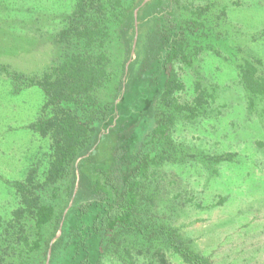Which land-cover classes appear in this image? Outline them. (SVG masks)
Wrapping results in <instances>:
<instances>
[{
	"label": "rangeland",
	"instance_id": "obj_1",
	"mask_svg": "<svg viewBox=\"0 0 264 264\" xmlns=\"http://www.w3.org/2000/svg\"><path fill=\"white\" fill-rule=\"evenodd\" d=\"M77 2L0 0V64L25 74L59 65L79 47L58 43L71 26ZM175 2L183 22H191L185 40L191 65L179 61L173 66L184 86L175 98L188 110L167 140L151 143L163 160L149 175L146 219L178 230L215 264H264V96L250 93L241 76L249 62L257 67L256 77L264 79V0ZM108 54L111 78L98 92L101 98L114 94L124 65L116 40ZM59 109L48 105L38 87L0 72V236L20 207L12 184L34 170L36 178H43L50 164L53 139L31 126ZM47 200L58 210L64 204L53 196ZM53 231L51 225L42 232L45 248L55 241ZM126 244L131 255L122 248ZM155 244L119 236L101 264H159L158 250L168 264H184L162 243ZM43 258L37 256L36 264ZM52 259L63 264L60 253Z\"/></svg>",
	"mask_w": 264,
	"mask_h": 264
},
{
	"label": "trees",
	"instance_id": "obj_2",
	"mask_svg": "<svg viewBox=\"0 0 264 264\" xmlns=\"http://www.w3.org/2000/svg\"><path fill=\"white\" fill-rule=\"evenodd\" d=\"M189 24L175 0H78L58 43L79 47L59 65L25 74L0 64L8 78L38 87L48 105L62 108L31 126L52 137L51 160L43 178L34 170L12 184L20 207L1 233L0 264H36L43 254V264H54V253L63 264H101L119 236L162 243L184 264H215L178 230L146 219L149 175L163 160L151 143L167 140L188 110L175 98L184 86L173 66L191 65ZM114 40L124 51L122 77L114 94L101 98L98 92L111 78L108 45ZM256 73L247 62L242 81L250 93L264 96V79ZM51 196L64 200L60 210L47 200ZM51 225L55 241L45 248L42 232ZM122 248L131 255L128 244ZM162 252L156 261L168 264Z\"/></svg>",
	"mask_w": 264,
	"mask_h": 264
},
{
	"label": "water",
	"instance_id": "obj_3",
	"mask_svg": "<svg viewBox=\"0 0 264 264\" xmlns=\"http://www.w3.org/2000/svg\"><path fill=\"white\" fill-rule=\"evenodd\" d=\"M60 235V232H59V234H58V236Z\"/></svg>",
	"mask_w": 264,
	"mask_h": 264
}]
</instances>
